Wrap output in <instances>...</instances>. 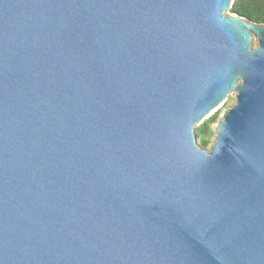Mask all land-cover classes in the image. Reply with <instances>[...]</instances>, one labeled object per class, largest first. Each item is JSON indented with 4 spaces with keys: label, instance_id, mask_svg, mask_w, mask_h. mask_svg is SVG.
Masks as SVG:
<instances>
[{
    "label": "water",
    "instance_id": "water-1",
    "mask_svg": "<svg viewBox=\"0 0 264 264\" xmlns=\"http://www.w3.org/2000/svg\"><path fill=\"white\" fill-rule=\"evenodd\" d=\"M233 1L0 0V264H264V24Z\"/></svg>",
    "mask_w": 264,
    "mask_h": 264
},
{
    "label": "trees",
    "instance_id": "trees-1",
    "mask_svg": "<svg viewBox=\"0 0 264 264\" xmlns=\"http://www.w3.org/2000/svg\"><path fill=\"white\" fill-rule=\"evenodd\" d=\"M230 13L236 14L253 23L264 24V0H234ZM220 111L217 110L203 123L195 128L196 138L201 148L210 145V139L214 137V126L219 119Z\"/></svg>",
    "mask_w": 264,
    "mask_h": 264
},
{
    "label": "rangeland",
    "instance_id": "rangeland-1",
    "mask_svg": "<svg viewBox=\"0 0 264 264\" xmlns=\"http://www.w3.org/2000/svg\"><path fill=\"white\" fill-rule=\"evenodd\" d=\"M226 14H230V10L226 12ZM225 14V15H226ZM234 101V93L232 92L230 95H228L227 100L224 102V104L218 109L220 112H222L224 109L230 107ZM214 128V127H213ZM213 142V137L210 139V145ZM197 144H199V140L197 139ZM209 145V146H210ZM208 146V147H209ZM207 147V148H208Z\"/></svg>",
    "mask_w": 264,
    "mask_h": 264
}]
</instances>
